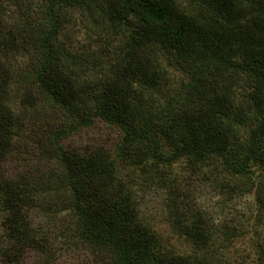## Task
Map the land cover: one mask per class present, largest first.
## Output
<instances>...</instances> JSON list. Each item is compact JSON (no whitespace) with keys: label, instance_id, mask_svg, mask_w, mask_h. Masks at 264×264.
<instances>
[{"label":"trees","instance_id":"16d2710c","mask_svg":"<svg viewBox=\"0 0 264 264\" xmlns=\"http://www.w3.org/2000/svg\"><path fill=\"white\" fill-rule=\"evenodd\" d=\"M99 124L115 140L72 142ZM190 177L250 196L246 227L193 210ZM150 186L183 250L143 221ZM263 219L264 0H0V262L264 264L235 246Z\"/></svg>","mask_w":264,"mask_h":264},{"label":"rangeland","instance_id":"374dc122","mask_svg":"<svg viewBox=\"0 0 264 264\" xmlns=\"http://www.w3.org/2000/svg\"><path fill=\"white\" fill-rule=\"evenodd\" d=\"M69 16L73 15L72 10H68ZM90 34L81 32V42L86 47L93 44L90 39ZM116 134L112 129L105 127L104 125H97L93 129L88 130L82 136L74 138L73 143L86 142L87 140L97 141H110L115 140ZM13 168V164H6L2 171H10ZM195 186H198L195 190L193 185L192 198H188L193 210H198L201 214L212 216L211 221L215 223L217 227L223 226L224 224L234 225L239 229L240 227H246V222L250 221V217H253L252 204L250 196L246 195L241 198H236L234 202L221 206L222 197L220 193H214L212 191L213 186H202L199 181L192 180ZM166 197L164 191L158 189L155 186H150L149 189L144 188L141 194V212L142 219L149 225H151L157 232H160L167 242L183 250L184 246L182 242L172 232L165 218L167 215ZM255 217V216H254ZM209 218V217H208ZM256 230L259 232V236L256 239L250 241L248 232H243L242 236L235 241V246L241 250L246 247H251L252 244L264 245V219L257 225ZM2 232H0V237ZM51 244L59 250L60 244L58 242H51ZM58 249V250H57ZM44 264V261L36 253H30L23 264ZM91 258L87 251L83 249H77L75 252H60L56 258V261L51 264H91ZM0 264H4L0 262Z\"/></svg>","mask_w":264,"mask_h":264}]
</instances>
